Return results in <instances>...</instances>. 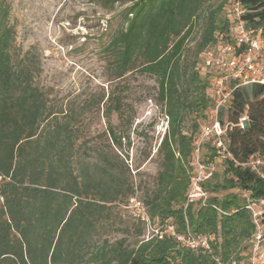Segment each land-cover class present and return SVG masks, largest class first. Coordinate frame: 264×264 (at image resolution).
Listing matches in <instances>:
<instances>
[{
  "label": "trees",
  "instance_id": "1",
  "mask_svg": "<svg viewBox=\"0 0 264 264\" xmlns=\"http://www.w3.org/2000/svg\"><path fill=\"white\" fill-rule=\"evenodd\" d=\"M114 1L104 2L112 6ZM127 1L123 25L105 47L115 78L135 72L154 77L158 100L170 117L158 147L161 169L154 187L139 200L154 224L172 220L179 232L189 227L196 234L220 235L223 260L248 264L254 225L241 192L249 191L255 201L264 199V179L226 160L224 175L216 172L205 183L212 193L210 205L196 202L185 208L195 139L201 130H196L197 120L193 128L187 125L188 117L212 109V88L222 73L205 67L202 58L209 47L234 39L232 11L223 17L221 6L212 7L192 51L189 41L195 22L212 0ZM241 2L247 28L264 40V0ZM14 41L10 5L0 0V195L4 199L0 201V264H216L211 256L219 252L218 242L212 253L202 254L205 251L189 249L171 236L152 237L128 251L124 240L112 243L101 237V227L114 210L110 204L127 203L135 193L129 176L123 175L124 169L130 174L129 166L120 155L103 148L105 142L111 149L130 142L132 116L124 126L126 103L112 93L107 116L116 113L119 124L109 122L94 137L96 161L77 173L74 157L81 136L73 124L75 116L62 120L56 115L35 82L40 67L28 55H17ZM242 115H248L249 126L231 131L232 151L239 159L264 157V85L234 91L228 118L237 122ZM205 151L208 163L219 154L213 141ZM233 189L239 193L219 195Z\"/></svg>",
  "mask_w": 264,
  "mask_h": 264
},
{
  "label": "rangeland",
  "instance_id": "2",
  "mask_svg": "<svg viewBox=\"0 0 264 264\" xmlns=\"http://www.w3.org/2000/svg\"><path fill=\"white\" fill-rule=\"evenodd\" d=\"M6 1L10 5V22L15 29L16 54L28 55L40 67L35 82L48 96L49 105L56 115L62 120L70 114L75 116L73 124L81 136L75 148V171L78 173L88 162L96 161L94 137L100 135L109 122L115 126L119 124L116 113H112L110 119L107 116L110 95H119L126 103L124 126L129 117L132 116L133 120L128 132L130 142L123 141L121 149H111L105 142L103 148L120 155L129 166L130 174L124 169L123 175L129 176L134 184V196L143 198L144 191L154 187L155 177L161 169L158 147L162 136L157 133V125L165 113L164 103L158 100L154 77L135 72L122 79L115 78L110 54L105 50L114 31L123 25L121 14L130 2L117 0L109 6L105 0ZM233 1L212 0L206 3L189 41L192 51L201 40L211 8L221 6L220 15L224 17L226 11H231ZM202 59L204 64V56ZM261 62L264 64V50ZM195 114H189L187 125L192 127L197 120L198 131L211 112L199 114L196 118ZM83 140L89 142L81 144ZM224 171V162L217 163V173L224 175ZM231 191L239 193L238 189H233L219 195ZM127 203L122 200L118 205L110 204L114 209L111 219L101 227L100 233L102 238H108L112 243L124 240V248L131 251L148 242L154 237V232L138 221L133 211L125 206ZM221 242L218 235L215 249L219 252L211 257L214 260L219 257L222 264H234L232 259L223 260Z\"/></svg>",
  "mask_w": 264,
  "mask_h": 264
},
{
  "label": "built area",
  "instance_id": "3",
  "mask_svg": "<svg viewBox=\"0 0 264 264\" xmlns=\"http://www.w3.org/2000/svg\"><path fill=\"white\" fill-rule=\"evenodd\" d=\"M234 17V39L208 48L204 54V66L218 68L221 75L215 78L212 88L213 107L207 122H205L195 139L192 162L194 169L191 174V183L186 194L185 208L188 204L200 202L208 206L212 193L206 188L205 183L217 172V163L230 160L235 165L248 169L264 179V157L239 159L231 149L230 133L235 128L246 129L249 126L248 115H242L237 122L229 120L227 113L232 105L234 91L239 88H248L253 84L264 85V64L261 62L264 50L262 36L249 30L242 19L245 9L241 0H234L231 5ZM152 104L153 100L150 98ZM165 112V111H164ZM170 117L165 112L161 123L157 125V133L162 136L169 129ZM213 141L219 154L211 162L204 159L205 146ZM2 177L0 176V181ZM245 199V208L250 212L254 225V233L250 239L251 254L248 264H264V199L255 201L249 191L241 192ZM0 195V201H3ZM134 215L144 223L146 229L154 232V237L160 239L171 236L185 247L193 250L212 252L214 244L218 242L216 234H196L188 227L186 231L179 232L172 220H166L160 225L154 224L146 205L135 196L125 205ZM215 209L224 213L222 209L213 204ZM216 264H222L219 257L215 258ZM235 264V263H234Z\"/></svg>",
  "mask_w": 264,
  "mask_h": 264
}]
</instances>
